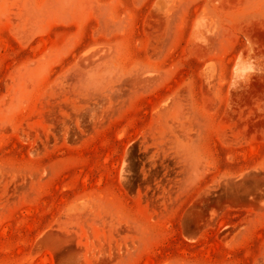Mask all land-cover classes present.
Segmentation results:
<instances>
[{
	"label": "rangeland",
	"instance_id": "obj_1",
	"mask_svg": "<svg viewBox=\"0 0 264 264\" xmlns=\"http://www.w3.org/2000/svg\"><path fill=\"white\" fill-rule=\"evenodd\" d=\"M0 264H264V0H0Z\"/></svg>",
	"mask_w": 264,
	"mask_h": 264
}]
</instances>
